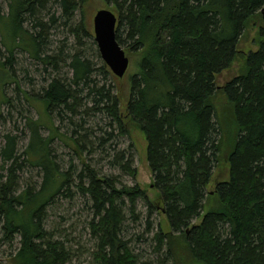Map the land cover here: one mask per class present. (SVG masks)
I'll list each match as a JSON object with an SVG mask.
<instances>
[{
    "label": "trees",
    "instance_id": "obj_1",
    "mask_svg": "<svg viewBox=\"0 0 264 264\" xmlns=\"http://www.w3.org/2000/svg\"><path fill=\"white\" fill-rule=\"evenodd\" d=\"M86 1L5 0L7 13H0V44L8 52L0 61L2 103L9 102L3 95L4 84L16 83L11 70L14 50L55 67L57 56L41 53L47 28L57 20L69 23L77 6ZM104 2L116 11L115 40L137 54L126 76L129 96L124 115L119 97L89 78L91 67L79 51L60 59L63 64L69 60V77L52 76L39 94L19 90L26 100L41 105L47 117L50 113L59 120L66 113L76 116L82 105L85 113L110 118L121 133H127L124 117L143 132L155 202L138 185L116 188L112 178L97 175L84 163L86 172L82 169L75 175L77 192L88 196L91 204L93 217L87 225L96 239L93 259L99 264H149L139 262L128 241L119 236L123 212L129 211L135 219L139 198L148 219L155 209L166 217L168 232L158 231L154 238L158 243L165 240L168 251L172 249L167 242L175 233L178 245L199 264H264V0ZM49 3L56 5L58 15L46 7ZM44 12L46 21L41 20ZM257 15L258 41L256 49L243 53L245 70L215 86V74L242 55L236 45L247 21ZM26 21L30 28L23 27ZM83 27L80 21L69 32L77 38ZM103 64L99 69L104 73L108 69ZM83 89L92 96L89 108L80 100ZM218 91L224 93L225 104L214 110L212 99ZM26 125L30 138L21 153L41 169V182L35 189H16L12 172L16 137L6 133L0 159L12 163L7 167L8 180L0 182V239L9 242L18 235V248L9 255L8 264H65L69 259L65 242L44 228L43 214L57 195L69 197L70 171L58 168L50 154L48 143L57 134L55 126L48 125L50 134L41 136L38 118H29ZM222 153L227 179L216 181L208 192L206 186ZM123 157H117L115 164L134 177L131 156Z\"/></svg>",
    "mask_w": 264,
    "mask_h": 264
},
{
    "label": "rangeland",
    "instance_id": "obj_2",
    "mask_svg": "<svg viewBox=\"0 0 264 264\" xmlns=\"http://www.w3.org/2000/svg\"><path fill=\"white\" fill-rule=\"evenodd\" d=\"M6 2L0 0V13L6 14ZM50 11H55L58 15L59 11L56 5L50 3L46 5ZM106 8L111 10L116 17V11L112 6L107 5L104 0H87L84 4L78 5L74 10L69 23H64L63 20H57L55 24L48 26L45 33L46 39L42 42L41 53L48 55H56L59 62L55 67L44 66L42 63L29 57L24 51L19 49L14 50L12 54V73L15 76L13 81L4 84L3 95L9 99V102L2 103L0 99V145L3 144V138L6 133L15 135V158L16 161L12 165V172L14 173L13 181L16 189L20 190L23 187L29 188L39 186L42 171L39 167L30 165L25 156L21 153L26 147V143L30 138L27 129V120L30 118H38L42 125L39 129L41 136L50 134L48 125L55 126L57 133L54 138L48 143L50 146V154L55 160L58 168L64 171H70L71 182L67 189L70 193L69 197L65 193H61L52 199L46 206L44 215V228L54 233L53 236L58 240L65 242V248L69 253V259L65 264H99L94 258V246L96 243L95 237L91 235L88 228V221L92 219L91 204L88 196L80 195L75 186L78 180L75 178L76 173H80L87 167L93 170L101 177L112 178L115 182L114 186L118 188L120 185L136 184L140 189H144L146 197L149 201L155 202L157 194L156 189L152 188L153 179L150 174V169L146 163L145 147L147 142L144 139L141 129L124 117V124L127 133L119 132V129L111 122L110 118L105 117L99 112H86L85 106L78 108L76 116H69L68 113L63 114L61 120L51 114L48 117L45 115L44 109L38 103L31 102V99L26 100L21 91L39 94L40 88L45 86L48 79L52 76L69 77L71 71L67 68L66 62L63 64L60 59L65 55L79 51L82 57L88 61L92 73L89 75L90 79L98 82L99 86L104 84V88L109 90L111 94H116L119 98V105L121 115H124L126 98L129 96V81L126 76L133 70L132 61L136 59L137 54L133 55L122 46L123 52L128 56L127 70L121 77L113 75L103 64V60L98 56L97 45L93 40L92 33V15L98 9ZM42 21H46L47 15L45 12L41 16ZM259 17L253 16L246 25L245 30L239 37L236 49L242 51V55L234 58L230 65L215 74V86H222L224 82L229 81L236 74L245 70L244 54L247 50L256 49L258 38L256 37ZM83 22V32H79L76 38L69 32V27L74 28L79 22ZM24 28H30L31 23H23ZM117 25V22H116ZM89 33L90 36H86ZM122 37H125L123 33ZM123 39V38H121ZM1 42V37H0ZM79 42V43H78ZM78 43V44H77ZM8 52L3 45L0 44V61L7 56ZM104 65L108 71L102 72L99 69ZM2 82L3 80L0 79ZM18 85V88L16 85ZM81 94V102L87 108L90 107V99L92 96H87L86 89H83ZM214 110L220 106L223 107L224 93L220 91L213 96ZM216 108V109H215ZM77 146H76V143ZM123 155V159L131 156V165L135 167L134 177L126 175L116 164L117 157ZM225 154H221L217 165L212 171V180L206 186L207 191L210 192L214 188V183L218 180L227 179V167L225 162ZM11 161L6 164L2 163L0 159V182L8 180L9 171L7 167L11 165ZM86 164L84 167L82 164ZM84 180V179H83ZM84 182H87L84 180ZM151 185V187H150ZM14 187V188H15ZM65 187H62L61 192ZM65 194V195H64ZM136 206L134 207L135 219L129 211L123 212L124 220L121 221V232L119 236L128 241V249L132 251L140 262H148L149 264H199L192 260L189 253L178 245L179 241L176 234L173 233L172 239L167 242L172 251L166 248L165 240L158 243V238L154 235L158 231L167 233L169 225H167L164 214L156 212V209L147 217L145 205L139 198L136 199ZM148 219L149 225L146 226ZM197 221V220H196ZM2 220L0 219V224ZM0 236H2L0 232ZM18 235H13L8 242L5 239H0V264H8L9 255H11L19 243ZM169 247V246H168Z\"/></svg>",
    "mask_w": 264,
    "mask_h": 264
},
{
    "label": "water",
    "instance_id": "obj_3",
    "mask_svg": "<svg viewBox=\"0 0 264 264\" xmlns=\"http://www.w3.org/2000/svg\"><path fill=\"white\" fill-rule=\"evenodd\" d=\"M91 21L98 56L113 75L121 77L127 70L129 58L123 52L122 46L115 40L117 22L115 15L111 10L101 8L92 15Z\"/></svg>",
    "mask_w": 264,
    "mask_h": 264
}]
</instances>
